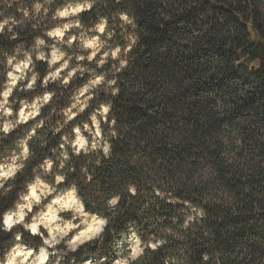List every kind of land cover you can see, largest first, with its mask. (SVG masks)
I'll list each match as a JSON object with an SVG mask.
<instances>
[{"label":"trees","instance_id":"1","mask_svg":"<svg viewBox=\"0 0 264 264\" xmlns=\"http://www.w3.org/2000/svg\"><path fill=\"white\" fill-rule=\"evenodd\" d=\"M72 4H90L84 28L104 25L102 50L68 84L44 83L35 49ZM0 27V101L17 52L38 78L12 90L13 112L49 96L0 131V169L20 164L0 180V264L18 244L46 247V233L4 227L38 180L105 222L76 249L47 248L48 264H116L132 235L144 249L128 264H264V0H0Z\"/></svg>","mask_w":264,"mask_h":264},{"label":"rangeland","instance_id":"2","mask_svg":"<svg viewBox=\"0 0 264 264\" xmlns=\"http://www.w3.org/2000/svg\"><path fill=\"white\" fill-rule=\"evenodd\" d=\"M87 8V4H72L61 11L58 15L62 19L59 27L50 32V41H39L35 49V55L39 62L48 63L50 73L45 78L44 83L49 81H61L68 84L75 73L83 72L81 62L88 55L93 59L102 50V44L97 36L104 31V25L100 24L96 29L84 28L78 19L79 14ZM1 29V27H0ZM116 58L118 52L111 53ZM16 57L11 59V70L8 74V82L0 101V131H8L16 123L25 122L39 113L42 103L49 100V96L37 99L32 104H23L19 113L12 110V103L9 101L10 94L19 84L26 83V89L33 88L37 82V63L32 57L22 55L17 52ZM110 56L105 52L101 60H106ZM102 63V62H101ZM103 82L101 77H93L77 94V103L80 109H84L91 98V92ZM108 107L103 106L99 112L105 117ZM95 126L98 122L95 118ZM79 147L86 146L85 140L80 138ZM26 155V151L23 153ZM20 164L2 166L0 169V180L13 177ZM34 192L31 187L28 194L23 196L17 208L11 211V226L4 227L10 231L12 228L21 225L34 235L44 237L46 247L40 249L38 253L18 244L8 255L4 263L1 264H48V259L43 256V249H48L59 245L62 242L76 249L79 245L95 239L103 231L104 224L97 221L95 216L86 215L80 204L75 199V194L69 190L58 191L51 185L38 180L35 184ZM83 231L89 232L90 236L85 240H78ZM144 246L135 235L125 238L122 241V251L127 252L125 258H120L116 264H128L129 260L138 259L143 253ZM28 251H31L28 254ZM42 254V255H41ZM29 255V256H28Z\"/></svg>","mask_w":264,"mask_h":264},{"label":"bare ground","instance_id":"3","mask_svg":"<svg viewBox=\"0 0 264 264\" xmlns=\"http://www.w3.org/2000/svg\"><path fill=\"white\" fill-rule=\"evenodd\" d=\"M31 189H32V191L34 192V187L33 186H31ZM69 191H71L73 194H75L74 193V190H69ZM75 199L78 201V203L80 204V206H81V209H82V211L84 212V214H86V215H88L84 210H83V207H82V204H81V202L79 201V199L77 198V196L75 195ZM12 218V215H11V212H9V213H7L6 214V216H5V220H4V225H5V227H10L11 226V221H10V219ZM95 218H96V220L97 221H99V222H101L102 224H103V220H101L100 218H98V217H96L95 216ZM82 236H80V238L78 239V240H85V239H87L89 236H90V234H89V232H87V231H83V233L81 234ZM44 251L42 252L43 253V256L45 257V258H47L48 259V257H47V255H46V253H45V249H43ZM31 253V251H28V254H30ZM42 255V254H41ZM29 256V255H28Z\"/></svg>","mask_w":264,"mask_h":264},{"label":"water","instance_id":"4","mask_svg":"<svg viewBox=\"0 0 264 264\" xmlns=\"http://www.w3.org/2000/svg\"><path fill=\"white\" fill-rule=\"evenodd\" d=\"M86 9H90V4H87V8ZM85 9V10H86ZM38 114H36L35 116H37ZM34 116V117H35ZM81 148V147H80ZM28 151H27V149H26V153H27ZM75 192V191H74ZM82 204V203H81ZM82 207H83V205H82ZM83 210H84V207H83ZM103 224L105 225V222L103 221ZM45 253H47V251L45 250ZM47 255V254H46ZM47 257H49L48 255H47Z\"/></svg>","mask_w":264,"mask_h":264}]
</instances>
